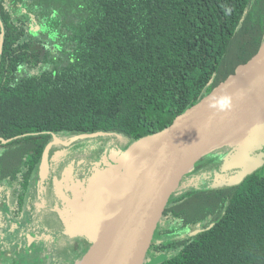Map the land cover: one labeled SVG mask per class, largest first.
I'll return each mask as SVG.
<instances>
[{
    "label": "trees",
    "instance_id": "obj_1",
    "mask_svg": "<svg viewBox=\"0 0 264 264\" xmlns=\"http://www.w3.org/2000/svg\"><path fill=\"white\" fill-rule=\"evenodd\" d=\"M0 23V139L17 138L0 140L2 173L32 143L30 174L52 134L136 143L170 126L258 52L264 0H0ZM150 251L168 254L152 264H264V171L176 193Z\"/></svg>",
    "mask_w": 264,
    "mask_h": 264
},
{
    "label": "water",
    "instance_id": "obj_2",
    "mask_svg": "<svg viewBox=\"0 0 264 264\" xmlns=\"http://www.w3.org/2000/svg\"><path fill=\"white\" fill-rule=\"evenodd\" d=\"M0 58L3 54L5 29L2 23ZM264 100V43L252 59L240 65L212 92L185 110L173 123L154 137L134 143L130 160L125 163L120 192L116 205L111 209L113 187H108L106 203L112 211L109 234L110 243L101 264H145L170 200L183 178L196 163L218 146L229 144L239 136L225 140L232 126L248 116ZM264 111L251 127H246L245 138L220 165L224 187L240 185L247 177L264 167ZM113 133L81 134L69 140L54 135V142L47 145L40 164L41 176L49 172V156L52 146L69 147L84 138L110 136ZM242 137V136H240ZM8 144L15 138L4 140ZM236 171L235 173H232ZM232 173V174H229ZM110 172L102 170L89 179V187L96 188L110 182ZM104 187L103 189H105ZM94 195L101 196L100 190ZM83 220L81 223L80 221ZM99 208L90 210L78 219V225L86 228L85 237L98 244L103 229ZM103 226V227H102ZM95 247L87 253L88 255ZM78 263L82 264L87 255Z\"/></svg>",
    "mask_w": 264,
    "mask_h": 264
},
{
    "label": "flooded vegetation",
    "instance_id": "obj_3",
    "mask_svg": "<svg viewBox=\"0 0 264 264\" xmlns=\"http://www.w3.org/2000/svg\"><path fill=\"white\" fill-rule=\"evenodd\" d=\"M261 125H264V120L263 122H261ZM54 135H56L62 140H69L66 138L65 135L52 134V141H49L45 145L41 155V159L36 169L30 174V156L35 153L34 151L37 147L35 144H25V148L29 150L28 153H26V156L23 158V161L21 162L22 166L20 172L16 173V170L13 169L10 171H6V174L2 173V166L6 163V161H0V186H3L5 184V186H3L2 188L4 194L2 195V199H0V213L7 214V219H5V225H10V236L16 239L17 244L21 245L22 254L26 252V250L23 249L25 243L26 247L29 244L33 248H41L45 246V244L43 243H48L46 246L49 247L51 242L54 241L52 239H49V241L47 239V241H45L44 239H39L36 235L33 234V231L42 228L43 225H41V222H43L44 218L47 216L50 217L52 219V222L45 224L44 220V224L46 225L47 229L51 232V234L57 239V245L60 247L62 245L63 250L59 255L61 259L56 261H52L50 259L48 261V264H67V258H69L70 253H72L73 250L80 248L82 244L87 245L90 249L91 244L93 243V241L85 237L84 232H87L85 225L84 227L78 225V219L86 216V214L90 210H93L94 208H99L103 220L105 219V221L102 222L103 226H105L110 220L109 218L112 215V211H110L108 207V202L106 203V199L104 198L105 195H108V187L110 183L112 184V182L114 181L117 175V172L115 170L118 167L102 169L100 165H97L96 162L92 161H90V163H87L85 166H82L79 161L85 155L80 157L81 159H76L77 154H70L66 156L63 154L60 155L55 147L57 145H54L51 148L49 156V172L47 175L42 177L40 172L42 156L47 145L52 144L54 142ZM244 138L245 136H242L234 142L226 144V149L228 151L233 152ZM16 139L17 138H15V140ZM12 142L3 145H5L6 147L8 146V149H11L9 145ZM3 145L0 146V153L1 150L4 149ZM261 152H264V149H262L259 153ZM9 153L10 152H8L5 157H7ZM52 154L54 155V158H51ZM218 155L219 154H216V156L207 158L206 161L203 162L206 163L203 166L208 167L204 168L203 170L208 171L212 169L210 173L213 174L214 179L217 177V173H221L219 171L221 161L219 162L220 165L217 164L213 168V166L216 164L215 158H217ZM200 164L202 165V162ZM198 165L197 167L201 166ZM102 170H108L110 172V182H108L107 185L98 187V189H96L97 187L90 188L88 186L90 177L94 173H97ZM235 172L236 171L232 173ZM27 175H29L30 178L27 182L29 184H27L26 186L25 182L27 179ZM221 175L226 176L228 175V173ZM221 183L222 181L220 177L217 181V184L213 186V189L222 188L223 184ZM104 187L106 188L103 189ZM99 190L102 197L94 195V193L98 192ZM189 191L185 190V193ZM25 217L31 218V221L27 224H24L22 222V219ZM82 221L83 220H81L80 223ZM193 228L195 229V231H197V228H200V225H198V227ZM3 229L0 228V234L2 236L4 235L2 234ZM19 233H21L22 235V239L20 240V242H18L19 240H17L16 238V235ZM81 238L83 239V242L79 244L77 240H81ZM183 238H185V236H183L182 239ZM0 240L3 241L2 237H0ZM65 240L66 242H62ZM4 242L5 241H3L2 244ZM11 252L12 257L9 258L3 255V257L0 259V263L12 264V262H15L16 264H23V262L16 259V256H19V251H16L15 249L11 248ZM27 252H30L31 255L35 254L36 250H29ZM51 254L52 253H50V255ZM52 259H56L53 254ZM80 259H82V257ZM80 259H78L75 264H78L80 262ZM26 260L29 261L30 264H43L40 259L38 262L37 260L35 261L32 258H27ZM26 260L24 259L23 261L26 262Z\"/></svg>",
    "mask_w": 264,
    "mask_h": 264
},
{
    "label": "rangeland",
    "instance_id": "obj_4",
    "mask_svg": "<svg viewBox=\"0 0 264 264\" xmlns=\"http://www.w3.org/2000/svg\"><path fill=\"white\" fill-rule=\"evenodd\" d=\"M243 136V135H240ZM239 136V138H241ZM135 145L134 143L127 137H124L122 135L119 134H113L110 136H96V137H92V138H84L81 139L80 141L72 144L69 147H65L62 145H57L55 146L57 149V152L61 155H70V154H77L76 159H81L80 157H82L83 155H85L80 161L79 163L82 166H85L87 163H90V161L92 162H96L97 165H100L102 167V169H107V168H116V172L117 174H119V182L122 185V178H123V174L125 173V163L128 162L130 160V150L131 148H133ZM232 151H228L226 149V145H220L218 146L216 149H214L213 151H211L210 153H208L207 155L203 156L194 166V168L190 171L189 174H187L178 190L176 191L177 194H179V196L183 195L185 193V190H192V191H207V190H212L216 184L218 179L221 177H223V173H217V177L214 179V176L212 173H210L212 171L211 170H203L204 168H208L206 166H203L206 163H203L204 161H206L207 158H210L212 156H216V154H219L217 158H215L216 160V164L213 166V168L219 164L225 161L230 155H232ZM54 158V155L52 154V157ZM75 159V160H76ZM202 162V165L200 164ZM201 165L200 167H197V165ZM219 164V165H220ZM118 165V166H116ZM198 165V166H199ZM264 171V168H261L260 170H258V173H261ZM256 172V173H257ZM198 176V177H197ZM5 186V184L3 185ZM3 186H0V199H2V195L4 194L2 191ZM120 192V191H119ZM175 193V194H176ZM119 194V193H118ZM116 201V200H115ZM113 198H112V203H111V208H113L114 202ZM0 228L4 229L2 230V234H4L3 236L0 234V237H2L3 241H5L3 244L1 241L0 242V259L4 256L11 258L12 256V252H11V248L15 249L16 251H19V256H16V259L20 260L21 262H23V264H30L29 261H27L26 259H34L35 261L37 260V262L39 261V259L43 262V264H48V261L51 259L52 261H56L61 259V257H59L61 251L63 250V247L61 245L58 246L57 245V239L51 234V232L47 229L45 224L51 223L52 219L50 217H45V224H44V220L43 222H41L43 225L41 229H37L35 231H33V234L36 235L39 239H44L45 241H49V239H52L54 241L51 242L50 246H46L48 243H43L45 244V246L38 248V247H32L31 245L28 244V246L26 247V243L23 246V249L26 250V254L23 253L22 254V248L20 244H17V241L15 238H12L10 236L11 231H10V225H5V219H7V214L5 213H0ZM114 215L112 217V219L109 220L110 221H114ZM31 221V218L25 217L22 219V222L24 224H27ZM108 222V223H109ZM171 228H179V226L177 224H173L171 225ZM191 230L194 232L195 229L193 227H191ZM189 231V230H188ZM188 231H177L176 233L169 235L167 237H163V240L165 242H169V241H174V240H179L181 239L183 236H185ZM188 234V233H187ZM6 237V238H5ZM17 240H19L18 242H20V240L22 239V235L21 233L16 235ZM24 241V238H23ZM22 242V241H21ZM62 242H66L62 241ZM77 242L80 244L83 242V239L81 238V240H77ZM16 243V244H15ZM64 244V243H63ZM70 244V243H69ZM96 242L93 241V243L91 244V247L89 249V247L87 245H83L76 249L73 250L72 253H70V256L68 259V263L67 264H75L78 259H80L82 257V259L86 256L85 254L89 251L92 250L95 247ZM17 245V246H15ZM57 245V247H56ZM15 246V247H14ZM64 246V245H63ZM65 247V246H64ZM18 248V249H17ZM53 249V250H51ZM29 250H36L35 254H31L30 252H27ZM52 251V252H51ZM50 253H52L56 259H52V254L50 255ZM89 253V252H88ZM37 254V255H36ZM88 255V254H87ZM170 256V255H169ZM166 257H168L167 255L164 254H157V256H155L153 254V251H150L147 255L146 258V262L145 264H152V263H157L160 262L161 260L165 259ZM26 260L23 261V260ZM80 259V261L82 260ZM1 264V263H0Z\"/></svg>",
    "mask_w": 264,
    "mask_h": 264
},
{
    "label": "bare ground",
    "instance_id": "obj_5",
    "mask_svg": "<svg viewBox=\"0 0 264 264\" xmlns=\"http://www.w3.org/2000/svg\"><path fill=\"white\" fill-rule=\"evenodd\" d=\"M264 111V100L252 111L248 114V116H244L239 119L233 126L232 129L227 132L225 135V140L234 138V136H238L243 134L246 127H251L253 122L259 119V114ZM119 174L116 175L114 183H113V201L116 200L118 193L121 188V184L119 182ZM112 225V224H111ZM110 223H107L102 229V235H100L99 241L95 249L87 256L82 264H101L105 258L109 243L110 237L108 233L106 235L103 231L106 232L108 228L111 226Z\"/></svg>",
    "mask_w": 264,
    "mask_h": 264
},
{
    "label": "crops",
    "instance_id": "obj_6",
    "mask_svg": "<svg viewBox=\"0 0 264 264\" xmlns=\"http://www.w3.org/2000/svg\"><path fill=\"white\" fill-rule=\"evenodd\" d=\"M114 180H115V179H114ZM113 183H114V181L112 182L111 187H113ZM116 198H117V197H116ZM116 203H117V201L114 202L113 208H111L112 210L114 209Z\"/></svg>",
    "mask_w": 264,
    "mask_h": 264
}]
</instances>
